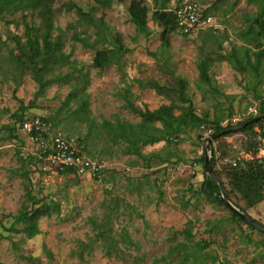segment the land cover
Wrapping results in <instances>:
<instances>
[{
	"label": "rangeland",
	"instance_id": "374dc122",
	"mask_svg": "<svg viewBox=\"0 0 264 264\" xmlns=\"http://www.w3.org/2000/svg\"><path fill=\"white\" fill-rule=\"evenodd\" d=\"M131 1L102 5L96 0H51L56 27L51 39L60 36L59 48L66 59L43 68L46 84L41 91L36 66L27 48H22L26 23L43 32L41 16L37 11L12 9L0 18V219L10 225L11 215L25 200V187L60 208L39 220L40 232L35 236L12 232L11 241L0 239V262L264 264V232L237 220L226 205L203 192L204 143L200 139L218 116L225 118L249 106L258 108L264 101V54L257 73L236 70L227 60L233 51L244 57L246 49L249 53L264 49V34L251 39L244 18L257 13L258 3L191 0L211 13L214 26L187 35L177 29L165 46L161 28L151 19L155 1L141 0L149 8L148 36L129 20ZM183 1L169 0L167 7ZM74 5L86 12L95 6L93 23L79 20ZM73 33L90 40L99 33L100 42L94 48L84 47ZM115 37L129 50L107 66H96V49L113 46ZM201 60L208 63L209 83L199 79ZM178 76L186 80L185 94L194 112L206 122L199 128L183 129L169 144L162 140L141 146V156L127 151V143L113 139L103 121L140 122L128 104L141 109L166 104L180 113L188 102L174 91ZM151 83L164 90L150 87ZM16 112L59 124L64 133L82 139L115 170L91 178L72 172L51 177L30 170L26 180L19 174L23 169L18 143L3 128L15 120ZM261 132L264 121L250 131L213 140L210 150H216L214 168L231 201L264 225V200L246 207L228 175V168L252 149ZM28 149L23 147V151Z\"/></svg>",
	"mask_w": 264,
	"mask_h": 264
},
{
	"label": "trees",
	"instance_id": "16d2710c",
	"mask_svg": "<svg viewBox=\"0 0 264 264\" xmlns=\"http://www.w3.org/2000/svg\"><path fill=\"white\" fill-rule=\"evenodd\" d=\"M102 5H108L113 0H96ZM122 1V0H119ZM156 6L151 13V19L158 24L162 30V43L167 46L169 44V36L171 33L176 32L178 29L176 16L174 13L175 8H177L182 2L177 3L172 9L167 7L169 0H154ZM258 3L259 10L253 16L244 15L245 20L248 22V29L252 33L251 39H256L259 35L264 34V0H252ZM51 0H0V18L3 17L7 12L12 9L18 10H32L37 11L41 16L42 23L41 28L42 33H38L34 26H29L27 23L26 27V43L22 45V48H27L29 52L30 60L34 62L36 69L34 70L36 80L40 84V90L43 89L46 82L43 80V68L49 66L51 62H60L66 59V56L60 51V36L57 35L54 39H51V31L56 27L54 26L52 14L53 10L51 8ZM96 7L92 6L89 12L84 11L81 7L74 5V11L78 15L79 20H84L88 24H92L94 17L91 13ZM127 12L129 15V20L136 27L138 32L148 36L150 30L148 27V12L149 8L141 0H132L127 6ZM203 15H211L206 9H203ZM72 24H68V28H73ZM213 27V26H212ZM207 28L208 30L211 29ZM182 33V32H181ZM187 35L189 33H182ZM100 34L97 33V37L90 40L87 36H80L77 33H73L72 37L80 42L84 47L94 48L96 44L100 42ZM41 39V43L39 42ZM129 49L123 47L118 37H115V42L113 46L104 47V49H96L93 58L94 64L99 67H104L109 65L113 60L120 57L122 52H127ZM264 54V49H258L249 53V49L245 50L244 57L238 55L233 51L229 57L228 61L232 64L233 68L239 71L246 69H251L254 73L258 72L259 64L261 62V57ZM253 56V59H251ZM199 71V79L203 83H209V75L207 72L208 63L205 60H201L197 64ZM55 80V79H53ZM150 87L158 89V91L164 90L163 87H159L155 83L149 84ZM186 80L185 78L178 76L175 82L174 91L177 93L178 97L183 102H188L185 109H182L180 113L175 114L173 112V107L171 105L161 104L155 109H141L128 104L127 107L132 112L140 116V122L130 123L127 121H116L114 123L104 120L103 126L112 135L113 139H119L127 143V151L142 155L140 147L147 144H152L158 141H166L167 144L171 143L173 140L179 137V133L187 128L194 127L199 128L206 120L199 115H197L190 103L189 97L185 94ZM83 105H87V101L83 100ZM256 108L255 114H250L241 122L252 119L255 116L264 114V101ZM23 109V108H21ZM227 115L225 118L218 116L214 121H212L210 128H212V134L218 133L224 129L231 128L239 123L232 125H220V122L228 119L232 116ZM35 116V115H33ZM33 116H25L23 113L16 112L14 114L15 120L5 128L9 137L15 142H20V145L16 148L17 154L22 162V173L26 180H29V171H35L33 166L36 167L39 163V158L35 154H22V145H24V139L20 132L17 130V124L22 122L26 118H31ZM46 121H49L53 126L59 127V124L52 122L46 117H43ZM264 121V118L257 119L243 128L226 133L214 139L218 141L221 137L229 135L232 133H243L250 131L254 125L260 124ZM208 128V127H207ZM264 137V132H261L253 145L251 150L245 151L252 155V159L240 158L234 166H230L228 169V175L230 177L231 183L234 189L239 192L245 199L246 207H253L256 204L264 200V161H258L255 158V154L259 147V138ZM78 138V137H77ZM84 145V150L90 156L94 155L87 145L78 138ZM203 143V142H202ZM211 166L213 172L223 188L226 197L231 201L229 193L225 190L223 184L217 176V172L214 168V157L216 150L211 149ZM202 160L204 157L202 156ZM29 166L30 168H25ZM115 170V168H107L103 171L101 175L106 174L109 171ZM67 173V172H63ZM101 175L95 176L99 177ZM202 190L208 197L212 198L218 204L225 206L222 199L218 196L220 191L219 187L214 183V181L207 175L204 176ZM25 200L22 202L18 211L11 215L10 225H5L0 219V239H8L11 241L12 232H22L26 238H31L40 232L39 220L42 217H50L53 213L59 212V204L51 199L37 198L31 191V188L25 187L24 193ZM232 202V201H231ZM233 203V202H232ZM242 212L246 213L244 208L233 203ZM237 220L246 223L240 216L236 213H232ZM248 214V213H247ZM249 215V214H248ZM250 216V215H249ZM251 217V216H250ZM250 226L248 223H246ZM264 226V225H263ZM7 232L8 234H4ZM26 260H31L32 257H24ZM2 264V262H0ZM153 264H158L154 261Z\"/></svg>",
	"mask_w": 264,
	"mask_h": 264
},
{
	"label": "built area",
	"instance_id": "2783aa9c",
	"mask_svg": "<svg viewBox=\"0 0 264 264\" xmlns=\"http://www.w3.org/2000/svg\"><path fill=\"white\" fill-rule=\"evenodd\" d=\"M203 8L196 1H183L174 13L177 27L182 33H190L195 30H204L214 26V19L211 15H203ZM256 113V108H248L233 114L230 118L220 122V125H235L250 114ZM17 130L24 139L22 154H35L39 163L33 169L39 174L57 176L63 172H72L75 175L95 177L101 175L104 170L111 168L106 161L98 156H90L85 150L83 143L73 135L64 133L59 127L53 126L42 116L35 115L26 118L17 124ZM212 135V128H205L200 139L205 144ZM17 143V142H16ZM20 142H18V146ZM29 146L27 151L23 147ZM252 155L245 153L243 158L252 159ZM260 162L264 161V137L259 138L258 151L254 156ZM129 171L130 167H125Z\"/></svg>",
	"mask_w": 264,
	"mask_h": 264
},
{
	"label": "water",
	"instance_id": "95a60500",
	"mask_svg": "<svg viewBox=\"0 0 264 264\" xmlns=\"http://www.w3.org/2000/svg\"><path fill=\"white\" fill-rule=\"evenodd\" d=\"M260 118H264V114H261V115H258V116H255L253 117L252 119H249V120H246L244 122H241L239 123L238 125H235L231 128H227V129H224L218 133H215V134H212L208 139L207 141L205 142L204 144V147H203V155H204V160H203V171L205 173V175L209 176L213 181L214 183L219 187V197L222 199V201L224 202V204L231 210L233 211L234 213H236L238 216H240L246 223H248L249 225H251L252 227L260 230V231H263L264 232V226L259 223L257 220H255L254 218L250 217L247 213H244L242 212L238 207H236L225 195V192L223 190V188L221 187L220 183L218 182L214 172H213V169H212V166H211V150H210V147L212 145V141L219 137V136H222L226 133H229V132H233V131H236V130H239L241 128H243L244 126H246L247 124L257 120V119H260Z\"/></svg>",
	"mask_w": 264,
	"mask_h": 264
},
{
	"label": "crops",
	"instance_id": "0c3cea01",
	"mask_svg": "<svg viewBox=\"0 0 264 264\" xmlns=\"http://www.w3.org/2000/svg\"><path fill=\"white\" fill-rule=\"evenodd\" d=\"M251 215V214H250Z\"/></svg>",
	"mask_w": 264,
	"mask_h": 264
}]
</instances>
